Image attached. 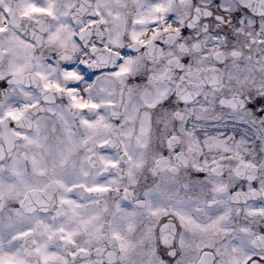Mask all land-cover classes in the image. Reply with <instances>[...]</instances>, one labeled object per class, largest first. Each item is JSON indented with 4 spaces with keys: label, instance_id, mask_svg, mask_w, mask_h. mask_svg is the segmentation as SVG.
Returning <instances> with one entry per match:
<instances>
[{
    "label": "snow or ice",
    "instance_id": "6c2138e0",
    "mask_svg": "<svg viewBox=\"0 0 264 264\" xmlns=\"http://www.w3.org/2000/svg\"><path fill=\"white\" fill-rule=\"evenodd\" d=\"M0 264H264V0H0Z\"/></svg>",
    "mask_w": 264,
    "mask_h": 264
}]
</instances>
